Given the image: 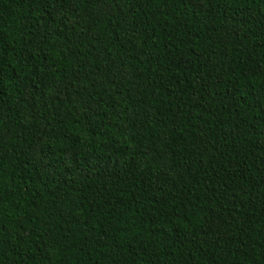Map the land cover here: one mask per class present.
<instances>
[{"label":"trees","instance_id":"trees-1","mask_svg":"<svg viewBox=\"0 0 264 264\" xmlns=\"http://www.w3.org/2000/svg\"><path fill=\"white\" fill-rule=\"evenodd\" d=\"M0 264H264V0H0Z\"/></svg>","mask_w":264,"mask_h":264}]
</instances>
